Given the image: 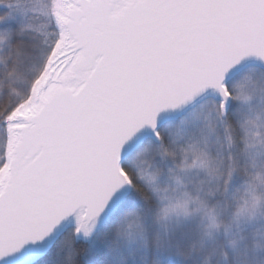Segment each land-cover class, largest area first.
<instances>
[{
    "label": "snow or ice",
    "instance_id": "obj_1",
    "mask_svg": "<svg viewBox=\"0 0 264 264\" xmlns=\"http://www.w3.org/2000/svg\"><path fill=\"white\" fill-rule=\"evenodd\" d=\"M0 264H264V0H0Z\"/></svg>",
    "mask_w": 264,
    "mask_h": 264
}]
</instances>
